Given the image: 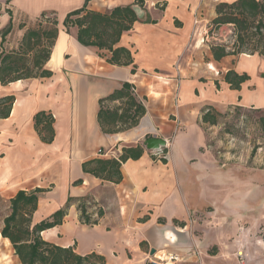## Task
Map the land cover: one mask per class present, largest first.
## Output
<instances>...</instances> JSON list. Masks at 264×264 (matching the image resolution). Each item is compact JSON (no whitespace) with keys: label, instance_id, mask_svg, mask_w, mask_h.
Segmentation results:
<instances>
[{"label":"crops","instance_id":"crops-1","mask_svg":"<svg viewBox=\"0 0 264 264\" xmlns=\"http://www.w3.org/2000/svg\"><path fill=\"white\" fill-rule=\"evenodd\" d=\"M233 1L142 0L139 6L135 0H90L89 10L105 13L131 5L137 16L117 44L131 52L132 65L115 66L97 48L80 45L76 27L65 32L62 26L66 14L86 0H0V30L9 23L7 11L13 23L1 45L11 38L17 46L24 32L19 24L43 12L58 21L55 44L65 37L62 58L45 65L51 77L0 84V97L14 96L9 117L0 119V197L8 201L18 190L43 189L32 218L37 223L64 207L69 197L92 195L103 211L96 225L81 224L70 202L62 224L42 235L81 255L95 252L106 264H145L151 257L165 259L161 253L177 257L174 264H230L227 225L235 213L229 212V194L240 185L252 191L261 181L245 177L247 171L220 166L203 152L199 120L205 106L218 113L233 106L264 111V58L240 54L215 60L210 48L231 39L230 27L221 26L211 40L205 36L216 5ZM229 70L248 76L239 90L224 81ZM125 82L133 85L145 114L127 131L104 134L97 122L98 100ZM38 112L54 118L51 143L42 142L34 129ZM147 136L165 140L166 147L146 150ZM133 144L143 146V153L121 165L118 183L82 171V163L117 157L122 147ZM246 203L237 202L234 209V222L248 223L244 235L260 224L262 208L260 196L251 206ZM59 235L63 243L53 239ZM212 245L217 249L210 252Z\"/></svg>","mask_w":264,"mask_h":264},{"label":"trees","instance_id":"trees-1","mask_svg":"<svg viewBox=\"0 0 264 264\" xmlns=\"http://www.w3.org/2000/svg\"><path fill=\"white\" fill-rule=\"evenodd\" d=\"M90 0L85 5L66 14L62 21L65 32L70 27H76V41L84 47H94L99 55L106 57L105 61L115 66L132 65L131 52L118 46L121 35L131 29L137 21V16L131 5L119 6L101 13L87 9ZM141 6L142 0H135ZM9 23L0 32L1 43L13 29L11 12ZM215 18L210 22L209 33H213L221 26L230 27L231 39L226 43L211 46V54L215 60L226 55H254L264 58V0H236L231 3L219 2L215 7ZM51 13L43 12L36 18L34 25L19 24L24 29L23 35L15 48L0 52V84L51 77L53 72L46 69L62 58L61 46L63 35L56 42L58 35V21ZM55 44V45H54ZM54 46V47H53ZM53 48V49H52ZM103 52L109 53L106 56ZM131 72H135L134 66ZM248 76L238 75L229 70L224 75V81L231 89L239 90ZM14 102V96L0 97V119L9 117ZM99 109L97 122L104 134H114L127 131L135 127L145 114V107L134 94V87L130 83H123L119 89L98 100ZM239 107V106H233ZM232 108V107H229ZM241 108V107H239ZM216 112L211 106H205L201 111L200 123L215 125ZM34 129L39 139L44 143H51L54 138L51 114L38 112L33 116ZM264 132V117L259 118ZM149 137H145V140ZM143 153L140 144L122 147L117 157L94 158L82 163V171L104 181L118 183L121 180L120 167L127 160H137ZM161 161L165 163V159ZM80 181L74 182L79 184ZM43 189L18 190L7 203V214L2 219L0 235L8 240L14 250L18 264H106L105 258L95 252L81 255L74 248L64 247L43 238L42 233L62 224L70 202H74L79 212V222L85 225H96L103 215L102 208L97 207L94 213L89 212L94 202L92 195L67 199L64 207L56 210L47 218L33 223V214L37 209L38 195ZM145 264H151L147 262Z\"/></svg>","mask_w":264,"mask_h":264},{"label":"rangeland","instance_id":"rangeland-1","mask_svg":"<svg viewBox=\"0 0 264 264\" xmlns=\"http://www.w3.org/2000/svg\"><path fill=\"white\" fill-rule=\"evenodd\" d=\"M49 18H53V16L50 15ZM35 20L36 19L31 20L29 25L36 24L37 21ZM210 25L211 23H209L208 27ZM208 30L210 29L205 28V36L207 35L209 40H211V38H216L215 34L217 30H214L213 33H209ZM1 31L2 29L0 32ZM10 40L6 42L5 45L0 44L2 50L9 51L16 47L15 43L10 44ZM64 42L65 37L61 44L63 50L65 49ZM260 117H264V111L232 107L228 108L216 118L217 122L215 125L203 124L199 121V126L205 135L203 152L210 153L220 166L225 164L226 167L234 168L236 171H247L245 177L251 176L255 180L261 181L258 188L252 191H246L245 187L240 185L238 186L239 191L238 189L236 191L231 189L229 194V212L235 213V215L229 217L230 222L227 225V249L233 253V257L231 256L229 259L230 264H242L245 260H247L249 264H264V132L259 123ZM240 179L243 180L244 177L241 176ZM259 196L262 204L260 224L257 223V225H254L255 227L253 226L252 232L244 235L242 231L248 228V223L242 221V219L234 222V218H237V214L234 212L236 211L234 210L236 208L235 206L237 202H240L242 206L244 203L249 202V206H251L254 201L258 200ZM8 205L7 201L0 197V228L2 226L3 217L9 211L7 209ZM94 205H97L95 200L91 205V213H94L97 209ZM247 205L246 203V206ZM42 236L46 240L50 239L49 235H46V233ZM53 239L58 243H63L61 235ZM242 239L243 241L246 240L244 246ZM216 249V245H212L209 251L212 252ZM243 251L246 252V256H244ZM160 256L162 258L168 257L164 253H161ZM156 260L157 259L151 257L148 262L153 264V261ZM0 264H18L17 257L14 255V250L8 241H2L1 238Z\"/></svg>","mask_w":264,"mask_h":264},{"label":"water","instance_id":"water-1","mask_svg":"<svg viewBox=\"0 0 264 264\" xmlns=\"http://www.w3.org/2000/svg\"><path fill=\"white\" fill-rule=\"evenodd\" d=\"M144 144L146 150L156 153L161 151L162 148L166 147L167 142L163 139L152 136L151 138L144 140ZM153 254H154V250H151L150 255Z\"/></svg>","mask_w":264,"mask_h":264},{"label":"built area","instance_id":"built-area-1","mask_svg":"<svg viewBox=\"0 0 264 264\" xmlns=\"http://www.w3.org/2000/svg\"><path fill=\"white\" fill-rule=\"evenodd\" d=\"M101 154L104 155L103 152H101ZM176 260H177V257L169 255L163 260L157 259L156 261H153V264H174Z\"/></svg>","mask_w":264,"mask_h":264}]
</instances>
